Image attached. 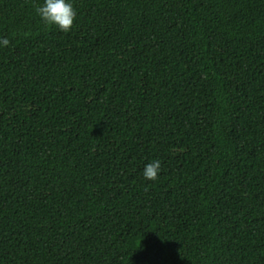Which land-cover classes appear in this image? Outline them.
<instances>
[{
  "label": "trees",
  "instance_id": "1",
  "mask_svg": "<svg viewBox=\"0 0 264 264\" xmlns=\"http://www.w3.org/2000/svg\"><path fill=\"white\" fill-rule=\"evenodd\" d=\"M41 2L0 0V264H264V0Z\"/></svg>",
  "mask_w": 264,
  "mask_h": 264
},
{
  "label": "clouds",
  "instance_id": "2",
  "mask_svg": "<svg viewBox=\"0 0 264 264\" xmlns=\"http://www.w3.org/2000/svg\"><path fill=\"white\" fill-rule=\"evenodd\" d=\"M35 13L46 26H54L65 33L71 29L75 18L71 0H42ZM7 45V39H0V47ZM159 171L160 161L154 159L144 165L142 174L146 180L155 181Z\"/></svg>",
  "mask_w": 264,
  "mask_h": 264
}]
</instances>
